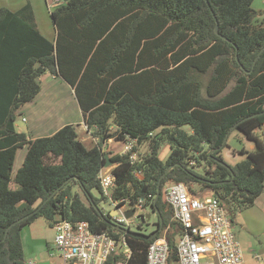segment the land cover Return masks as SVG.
Segmentation results:
<instances>
[{
    "label": "trees",
    "instance_id": "16d2710c",
    "mask_svg": "<svg viewBox=\"0 0 264 264\" xmlns=\"http://www.w3.org/2000/svg\"><path fill=\"white\" fill-rule=\"evenodd\" d=\"M253 2L63 0L51 11L56 40L40 32L29 1L17 11L0 7V264H27L21 232L38 217L50 224L87 221L95 232L121 235L100 207L109 200L99 178L109 138L150 141L149 153L135 163L138 147L110 153L117 182L112 196H154L149 207L160 213L154 230L162 217L170 264L181 234L164 197L170 183H185L194 196L215 195L232 224L256 202L264 192V18ZM47 72L75 89L96 146L87 148L73 124L35 138L17 129L20 109L40 93L39 78ZM234 130L254 148L242 147L246 159L230 164L219 148ZM23 147L26 156L14 173ZM136 169L143 174L137 177ZM154 230L127 234L129 264H146L150 243L163 236L161 230L148 239Z\"/></svg>",
    "mask_w": 264,
    "mask_h": 264
},
{
    "label": "built area",
    "instance_id": "2783aa9c",
    "mask_svg": "<svg viewBox=\"0 0 264 264\" xmlns=\"http://www.w3.org/2000/svg\"><path fill=\"white\" fill-rule=\"evenodd\" d=\"M62 0H54L57 5ZM138 139L128 135L120 153L132 152L138 147ZM139 160L138 152L131 155V162ZM113 166L104 164L99 171L103 193L114 206V224L123 229H146L152 194L136 201L127 198L114 199L117 188ZM141 170H135L137 177ZM165 200L173 210L174 220L181 227L176 238L177 261L174 264H246L240 240L237 238L229 212L215 195L194 196L183 182H172L165 189ZM132 211L131 216L126 213ZM54 248L60 264H129L133 250L126 232L116 238L107 231L95 232L87 221L72 222L59 219L53 223ZM171 248L165 235L154 239L147 250L146 264H170ZM28 264H37L36 259Z\"/></svg>",
    "mask_w": 264,
    "mask_h": 264
},
{
    "label": "crops",
    "instance_id": "0c3cea01",
    "mask_svg": "<svg viewBox=\"0 0 264 264\" xmlns=\"http://www.w3.org/2000/svg\"><path fill=\"white\" fill-rule=\"evenodd\" d=\"M28 1L32 5L40 32L49 39L56 40L57 29L53 19L50 25L46 24L42 27V16L34 0H20L15 4V8L5 7L12 11H17ZM257 1L254 0L253 6L263 11L260 17L262 19L264 18V7H258V4H256ZM261 1L264 4V0ZM42 3L44 10L47 7L51 16V11L56 6L54 0H43ZM45 78L47 80L44 82ZM39 81L42 85L40 93L32 102L27 103L20 109L21 114H23L22 121L27 124L28 130L26 133L32 138L47 136L55 133L66 124H73L77 132L82 134L79 138L83 143L85 140L92 139L96 146L99 139L94 135V130L88 128L75 89L61 76H55L53 74L43 75ZM51 87L54 88L51 89ZM57 87L59 90H57ZM46 97L49 99L50 107L45 102ZM16 127L19 131H22L18 128L17 124ZM123 141H118L114 138L106 139L103 144L104 151L110 157V153L112 154L115 148L113 142L123 143ZM252 148H254V144L251 142L247 149ZM120 149L118 148L114 151L120 153L123 148ZM26 153V147L18 149L14 164V173L21 167ZM113 209L110 212L114 215L115 212ZM37 219L26 225L21 232L26 263L28 264L30 260L36 259L37 264H60V257L54 248L55 229L53 224L46 221L45 223L36 225ZM234 224H237L239 227V232L236 234L241 242L245 263L264 264V192L252 206L236 215Z\"/></svg>",
    "mask_w": 264,
    "mask_h": 264
},
{
    "label": "rangeland",
    "instance_id": "374dc122",
    "mask_svg": "<svg viewBox=\"0 0 264 264\" xmlns=\"http://www.w3.org/2000/svg\"><path fill=\"white\" fill-rule=\"evenodd\" d=\"M20 0H0V7H5L7 6L8 8H15V4L17 2H19ZM37 4V8L39 9V13L40 15L42 16L41 18V21H42V27H44L46 24H51L53 21H52V18L49 14V9L47 7H45V10L43 8V0H34ZM258 4V7H264V4L262 3L261 0H258L257 3ZM46 6V5H45ZM51 75V73L47 72L43 75ZM42 75V76H43ZM40 79V78H39ZM47 79L45 78L44 79V82L46 81ZM54 88V87H51V89ZM57 90H59V88L57 87ZM45 102L46 104L48 105V107H50V102H49V99L46 97L45 99ZM22 117H23V114L19 115L17 117V120H16V124L18 126L19 129H21L22 131H25L27 132V124L25 122L22 121ZM186 129L189 130V126H185ZM79 136L81 137V133H78ZM228 142V145L225 146L224 148H222V156L224 157L225 161L230 163V164H235L239 161H242L244 159H246V155L240 153L238 150L241 149L242 147H245L247 146V148L249 147V145L251 144V142L249 140H247L246 137L243 136V134L237 130H234L230 133L229 135V138L227 140ZM84 145L87 147V148H92L95 146L94 144V141L91 139H88V140H85L84 142ZM113 145L115 146V148L113 149L112 151V154H115L116 152L114 150H117L118 148L122 149L123 148V143H117V142H113ZM150 141L149 140H146L144 141L143 143H141L139 146H138V155H139V158H143V156L147 155L150 151ZM120 149V150H121ZM213 152V151H212ZM161 153L162 155L165 157L167 156V153H168V144L165 143L163 146H162V149H161ZM21 165V164H20ZM112 166V165H111ZM197 168H201L200 166H197ZM13 185V184H12ZM15 185H13L14 187ZM93 193L95 196H98V197H101V193L98 191V190H93ZM208 195L210 193H205L204 195ZM100 207L104 210V212L106 214H108L112 209H113V205L112 203L107 200V199H104L103 201H101L100 203ZM146 212L148 213H152L151 214V220L149 222V225L146 229H142L140 230V228L138 227H132V231H141L143 233H149L151 230H154L156 228V221H157V215L153 212H151V209L150 207H148L146 209ZM37 219V218H36ZM37 224L36 225H39L41 223H45L47 220L44 218V217H38L37 219ZM233 229H234V232L235 234L239 232V227L237 224H233ZM167 229H164L162 228V233L163 235H167L168 232H166ZM236 234V236H237ZM238 237V236H237ZM177 238V237H176ZM239 239V238H238Z\"/></svg>",
    "mask_w": 264,
    "mask_h": 264
},
{
    "label": "water",
    "instance_id": "95a60500",
    "mask_svg": "<svg viewBox=\"0 0 264 264\" xmlns=\"http://www.w3.org/2000/svg\"><path fill=\"white\" fill-rule=\"evenodd\" d=\"M216 32H217L218 34H220V33H219V25H218V24H217V26H216ZM258 57H259V55L257 56V58H256V60H255V62H254V64H256V61H257ZM228 136H229V134H227L224 143L228 140ZM223 147H224V144H223L219 149H222ZM105 157H106V159H107V162L105 163L106 167L111 166L113 163H112V161L110 160L108 153H105ZM222 162H223V161H222ZM175 166H176V164H172V165H170V166L166 169L165 173L162 175L161 179L165 176V174H167V173H168L172 168H174ZM57 191H58V189H57L54 193H52V194H51V195H50V196H49V197H48L43 203H45L47 200H49V199H50V198H51V197H52ZM75 193H76V186H73V195H75ZM160 193H161V186H160V184H159V186H158V193H157V195H156V197H155V199H154V204H155V206H156V203H157V201H158V199H159V197H160ZM90 199H91V201H93L92 198H90ZM43 203H41V204L38 206V208H36V210H35L34 212L38 211V210L42 207ZM95 206H96L97 209H98V206H97V205H95ZM114 209H115V208H114ZM114 209H113V210H114ZM98 210H99V209H98ZM34 212H33V213H34ZM33 213H31L30 215H32ZM151 214H152V213H149V214H148V219L151 218ZM156 214H160L159 211H158L157 209H156ZM126 215H127L128 217L131 216V215H132V211H128V212L126 213ZM102 216H103V214H102ZM110 216H111V217L113 216V214H112L111 212H110ZM26 217H27V216H26ZM24 218H25V217H24ZM22 219H23V218H22ZM22 219L13 222V223L9 226L8 229H10V227H12L13 225H15L16 223H18V222L21 221ZM109 222H110L115 228L120 229V230H122V231H124V232H126V233H132V232H135V231H132V230H127V229H123V228H121L120 226L114 224V222H113L112 220H110ZM163 226H164V220H163L162 217H160L159 228L156 229V230H154L152 234L148 235V239H154V238H156V237L158 236L159 232L162 230Z\"/></svg>",
    "mask_w": 264,
    "mask_h": 264
}]
</instances>
